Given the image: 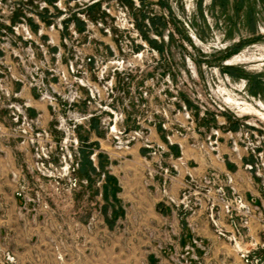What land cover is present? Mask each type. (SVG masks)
Instances as JSON below:
<instances>
[{
  "label": "rangeland",
  "instance_id": "1",
  "mask_svg": "<svg viewBox=\"0 0 264 264\" xmlns=\"http://www.w3.org/2000/svg\"><path fill=\"white\" fill-rule=\"evenodd\" d=\"M48 1L0 0V264H264V0Z\"/></svg>",
  "mask_w": 264,
  "mask_h": 264
},
{
  "label": "trees",
  "instance_id": "2",
  "mask_svg": "<svg viewBox=\"0 0 264 264\" xmlns=\"http://www.w3.org/2000/svg\"><path fill=\"white\" fill-rule=\"evenodd\" d=\"M124 2H126L127 5H131L132 2L130 0H123ZM49 3L52 2V0H49L48 1ZM150 21V19H148ZM152 26H155L156 24L153 23L152 21H150ZM143 28V25H141L140 28H138V31L140 32V34H142V38L148 43L150 44L151 46H154L156 47L155 43H153V41L149 40L148 37L145 35V33L143 32L142 30ZM157 34H159L157 31H156ZM81 153L83 154V157H84V161L83 163L81 164V169H82V172H86V171H92L93 170V167H92V164L91 162L88 160V154L84 156V152L83 150H81Z\"/></svg>",
  "mask_w": 264,
  "mask_h": 264
},
{
  "label": "crops",
  "instance_id": "3",
  "mask_svg": "<svg viewBox=\"0 0 264 264\" xmlns=\"http://www.w3.org/2000/svg\"><path fill=\"white\" fill-rule=\"evenodd\" d=\"M245 161H248L247 159H245Z\"/></svg>",
  "mask_w": 264,
  "mask_h": 264
},
{
  "label": "bare ground",
  "instance_id": "4",
  "mask_svg": "<svg viewBox=\"0 0 264 264\" xmlns=\"http://www.w3.org/2000/svg\"><path fill=\"white\" fill-rule=\"evenodd\" d=\"M256 113V112H255Z\"/></svg>",
  "mask_w": 264,
  "mask_h": 264
}]
</instances>
